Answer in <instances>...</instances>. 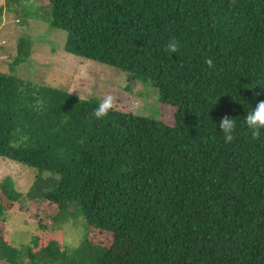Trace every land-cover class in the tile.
<instances>
[{
	"label": "trees",
	"instance_id": "1",
	"mask_svg": "<svg viewBox=\"0 0 264 264\" xmlns=\"http://www.w3.org/2000/svg\"><path fill=\"white\" fill-rule=\"evenodd\" d=\"M27 1L21 23L44 20L66 32V52L150 81L173 121L117 107L97 119L96 97L18 77L21 36L0 71V156L58 176L40 197L56 227L39 248L14 246L2 214L23 196L4 177L0 262L264 264V129L252 140L244 122L264 100V0H47L42 13ZM75 213L87 231L70 247L61 224Z\"/></svg>",
	"mask_w": 264,
	"mask_h": 264
},
{
	"label": "rangeland",
	"instance_id": "2",
	"mask_svg": "<svg viewBox=\"0 0 264 264\" xmlns=\"http://www.w3.org/2000/svg\"><path fill=\"white\" fill-rule=\"evenodd\" d=\"M31 1L38 13L47 7V0ZM23 3L30 7L27 0H0V71L9 70L8 63L16 54L19 38L26 35L31 43L30 53L15 67L14 74L18 77L70 92L73 89V94L96 97L100 101L104 95L111 94L115 97L114 107L152 118L163 116L166 123L172 124L173 108L159 103L156 88L150 81L129 79L118 68L66 52L65 31L52 28L46 21L32 16L26 19V23L20 22L16 13ZM6 176L14 180L15 188L23 196L22 203L2 214L9 227L6 233L11 235L13 245L18 248L27 245L39 248L56 227L53 220L55 205L40 197L44 190L56 185L58 176L0 156V180ZM37 179L40 186L35 189L33 183ZM61 227L63 239L70 247L77 246L87 231L80 216L68 215ZM34 236L38 239L37 246L31 241ZM23 262L30 264L26 257ZM0 264L7 263L2 261Z\"/></svg>",
	"mask_w": 264,
	"mask_h": 264
},
{
	"label": "clouds",
	"instance_id": "3",
	"mask_svg": "<svg viewBox=\"0 0 264 264\" xmlns=\"http://www.w3.org/2000/svg\"><path fill=\"white\" fill-rule=\"evenodd\" d=\"M180 48L179 41L175 38H170L165 44V51L169 53H178ZM205 64L209 69L215 67L211 58L205 59ZM73 89L71 90L72 93ZM257 95H259L257 93ZM86 97L79 95V100H85ZM115 97L111 94H106L102 97L99 105L94 109L93 115L97 119L106 117L110 110L114 109ZM244 122L247 128L250 130L251 139L258 140L261 136V130L264 129V100L257 102L256 106L252 108L250 112L244 117ZM219 128L224 135L226 143H230L234 139V130L236 128V120L227 115L223 116L219 121Z\"/></svg>",
	"mask_w": 264,
	"mask_h": 264
}]
</instances>
